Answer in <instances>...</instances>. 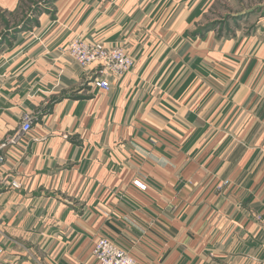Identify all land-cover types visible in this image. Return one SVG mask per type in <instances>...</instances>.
<instances>
[{
	"label": "crops",
	"instance_id": "1",
	"mask_svg": "<svg viewBox=\"0 0 264 264\" xmlns=\"http://www.w3.org/2000/svg\"><path fill=\"white\" fill-rule=\"evenodd\" d=\"M229 1L219 22L216 0H54L15 33L0 53V135L18 134L0 264H95L101 236L138 264H264V0ZM77 35L124 46L132 67L95 87L61 50ZM24 114L37 119L19 132Z\"/></svg>",
	"mask_w": 264,
	"mask_h": 264
},
{
	"label": "built area",
	"instance_id": "2",
	"mask_svg": "<svg viewBox=\"0 0 264 264\" xmlns=\"http://www.w3.org/2000/svg\"><path fill=\"white\" fill-rule=\"evenodd\" d=\"M61 50L83 68L93 67L92 83L104 91L110 88V77L114 79L123 77L134 63L132 57L120 45H107L102 41L89 40L81 35L71 38ZM36 119L34 115L24 114L19 132L29 131ZM17 136L16 133L0 136V165L6 161V148L17 142ZM225 184H228L227 181L223 182V185ZM10 185L12 188H19L21 183L13 180ZM133 185L140 190L146 189V185L139 180H134ZM220 187L219 185L218 188ZM91 253L95 264H138L127 250L106 237L94 241Z\"/></svg>",
	"mask_w": 264,
	"mask_h": 264
},
{
	"label": "rangeland",
	"instance_id": "3",
	"mask_svg": "<svg viewBox=\"0 0 264 264\" xmlns=\"http://www.w3.org/2000/svg\"><path fill=\"white\" fill-rule=\"evenodd\" d=\"M45 1L47 0H19L17 8L14 11L15 13L13 15L9 11H6L5 9L0 8V53L9 46L8 43L9 44L16 43V39H14L15 37L14 31L12 29L15 30L16 34L24 33L25 30L30 31L32 30V28H35L38 26V25L36 26V24L38 23V19L39 17H41L42 14H46V13H49L50 15L54 14L53 3L52 2L48 3ZM232 4L233 3H231L229 0H216V2H212L210 5V9H212L214 12L213 13L209 12L208 14L209 17L210 18L217 17L215 18L216 21L222 22L221 21L222 19V20H226L227 22V20H230L228 18H230V14H232V11L234 10V4L233 5ZM229 5L231 6V8L228 7ZM260 5L262 6H257L256 8L258 13L261 10H264V4L260 3ZM227 9L228 11L226 12ZM30 17H32L31 21L25 22L26 19H30ZM5 21L7 23L10 22V24L6 25L7 23ZM230 25H231V22H230ZM248 25H249L248 23H245L243 24L242 28H245ZM16 27H19V28H16ZM22 35L25 36L26 34H22ZM27 35H29L28 38L32 37V34H27ZM18 40H20V38L17 39V42ZM120 46L123 49H125V51L132 57V55L126 50L124 46L122 45ZM134 180H139L146 185V183L142 181L140 178L133 179L132 183L134 182ZM224 181H227V180H224ZM224 181H220V183L216 185L217 191H222L228 185V184L223 185ZM227 183H229V181H227ZM219 185L221 186L220 188H218ZM101 237H97L96 240Z\"/></svg>",
	"mask_w": 264,
	"mask_h": 264
},
{
	"label": "trees",
	"instance_id": "4",
	"mask_svg": "<svg viewBox=\"0 0 264 264\" xmlns=\"http://www.w3.org/2000/svg\"><path fill=\"white\" fill-rule=\"evenodd\" d=\"M45 2L51 3V2H53V0H47V1H45ZM15 10H16V9H15ZM15 10H14V11H15ZM14 11H13V12H10V13L13 15V14L15 13ZM31 18H32V17H30V19H26L25 22H30V21H31ZM3 21H4V19H3ZM5 22H6V21H5ZM17 22H18V21H17ZM6 23H7V22H6ZM9 24H10V22L7 23L6 25H9ZM16 28H19V27H16ZM12 30L14 31V35H15V33H16L15 30H14V29H12ZM18 31H19V30H18Z\"/></svg>",
	"mask_w": 264,
	"mask_h": 264
}]
</instances>
